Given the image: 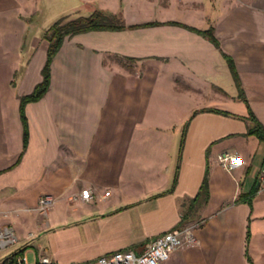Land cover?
<instances>
[{
  "label": "crops",
  "instance_id": "0c3cea01",
  "mask_svg": "<svg viewBox=\"0 0 264 264\" xmlns=\"http://www.w3.org/2000/svg\"><path fill=\"white\" fill-rule=\"evenodd\" d=\"M95 10L161 24L67 36L48 91L24 106V149L21 98L43 80L46 31ZM190 27L213 28L219 46ZM250 112L264 127V0H0V212L22 242L12 252L41 232L51 263L85 262L196 223L199 243L164 264H264V141ZM225 152L240 157L233 172Z\"/></svg>",
  "mask_w": 264,
  "mask_h": 264
},
{
  "label": "built area",
  "instance_id": "2783aa9c",
  "mask_svg": "<svg viewBox=\"0 0 264 264\" xmlns=\"http://www.w3.org/2000/svg\"><path fill=\"white\" fill-rule=\"evenodd\" d=\"M219 161L226 171L233 172L237 163L240 161V157L236 152H225L220 155ZM109 193L106 192L105 196L109 195ZM80 197L84 201H90L93 198L92 189H83ZM53 201L54 199L49 195L42 196L38 202V211L42 214H47ZM1 218L2 213L0 212V253L13 248L19 242L14 226L9 223H2ZM197 227L198 224L196 223H188L176 227L152 239L144 250L139 253L132 249L118 250L110 254L102 255L97 259L85 262H71L70 264H164L178 249L185 246H194L199 243L195 235ZM10 254L2 257L0 262ZM38 261L41 264H51L50 259L46 256H42ZM17 264H29L27 256L24 253L18 257Z\"/></svg>",
  "mask_w": 264,
  "mask_h": 264
},
{
  "label": "trees",
  "instance_id": "16d2710c",
  "mask_svg": "<svg viewBox=\"0 0 264 264\" xmlns=\"http://www.w3.org/2000/svg\"><path fill=\"white\" fill-rule=\"evenodd\" d=\"M170 24H178L181 25L179 22H168ZM161 22H148L140 25L135 26H127L121 17L116 14L108 13L102 10H95L88 16H79L73 19L62 18L56 21L53 25L49 27V29L45 33V38L48 41V58L46 65L43 69V80L41 83L37 85L35 90L26 96L21 98V115L24 120L25 124V139H24V149H26L28 143V131L26 129V116L24 113V106L27 102L37 101L41 99L45 93L49 89L50 79H51V72H50V65L51 62L56 55V53L60 50L65 38L67 36H73L75 34L89 32V31H97V30H124L127 28H134V27H146V26H155L160 25ZM191 28V27H190ZM196 32L203 34L204 36L208 37L211 41H213L217 46H219V42L215 37L213 28L208 30H198L195 28ZM227 60L231 66L233 75L236 79L237 85H239L238 75L234 66L232 59L228 56ZM250 119L255 123L253 128L250 129L251 133L256 134L262 141H264V127L263 125L257 120L252 112H250ZM206 186V181H205ZM26 247L19 249L4 260L0 262V264H17L18 257L25 253ZM36 264H41L38 260ZM53 264V263H51Z\"/></svg>",
  "mask_w": 264,
  "mask_h": 264
},
{
  "label": "rangeland",
  "instance_id": "374dc122",
  "mask_svg": "<svg viewBox=\"0 0 264 264\" xmlns=\"http://www.w3.org/2000/svg\"><path fill=\"white\" fill-rule=\"evenodd\" d=\"M46 217V216H45ZM43 217V218H45ZM34 231L33 228H29L27 232ZM22 242L17 244L14 248L8 249L5 252L0 253V259L7 254H10L13 249L21 246ZM49 242L47 233H37L36 236L30 237L28 241V246L25 250V255L27 256L29 264H36L37 259H40L42 256L50 257L49 252Z\"/></svg>",
  "mask_w": 264,
  "mask_h": 264
}]
</instances>
